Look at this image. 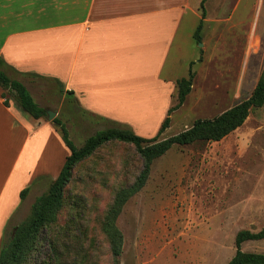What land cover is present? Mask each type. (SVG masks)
<instances>
[{
    "label": "rangeland",
    "instance_id": "1",
    "mask_svg": "<svg viewBox=\"0 0 264 264\" xmlns=\"http://www.w3.org/2000/svg\"><path fill=\"white\" fill-rule=\"evenodd\" d=\"M200 2L187 15L181 48L179 75L188 78L191 67L192 89L172 112L160 140L249 98L264 70V0H209L198 43L194 33L202 22ZM24 82L40 106L58 110L56 118L78 148L98 131L118 127L84 111L52 79L26 77ZM174 101L173 107L178 91ZM142 169L135 146L118 141L78 163L48 232L55 243H40V251L21 264H50V254L51 264H112L105 218L119 191L131 186ZM52 183L45 179L30 188L6 224L5 242ZM116 225L123 235L120 264H227L236 254L240 231L264 229V106L253 109L243 126L219 142L176 145L155 159L145 186L123 206ZM242 250L264 254V240L245 242Z\"/></svg>",
    "mask_w": 264,
    "mask_h": 264
},
{
    "label": "crops",
    "instance_id": "2",
    "mask_svg": "<svg viewBox=\"0 0 264 264\" xmlns=\"http://www.w3.org/2000/svg\"><path fill=\"white\" fill-rule=\"evenodd\" d=\"M199 1L0 0L3 70L25 86L26 77L52 79L84 111L148 138L174 105L184 26ZM3 92L0 249L21 191L56 180L70 155L52 122L33 118L12 97L6 106Z\"/></svg>",
    "mask_w": 264,
    "mask_h": 264
},
{
    "label": "trees",
    "instance_id": "3",
    "mask_svg": "<svg viewBox=\"0 0 264 264\" xmlns=\"http://www.w3.org/2000/svg\"><path fill=\"white\" fill-rule=\"evenodd\" d=\"M201 3L202 22L199 24L194 38L201 43V30L203 20L206 18L205 3ZM3 61L0 60V87L3 89L5 105L9 106V99H15L17 105L35 119L46 117L45 108L41 107L33 98L28 88L20 81L12 79L4 70ZM33 77H42L32 75ZM194 80V73L190 67L188 78H181L177 82L178 86V104L172 107L165 118L160 130L156 136L145 138L137 135L128 126L118 124L117 128H108L98 131L95 135L90 136L85 144L78 148L70 138L67 126L60 119L55 118L52 123L60 132L66 147L70 150L62 171L50 187L47 194L38 197L32 206L30 216L19 226H17L8 242H5V229L3 234L2 246L0 249V264H21L23 258L34 252H38V245L46 242L53 245L56 240L48 238V232L52 229V224L56 221L59 212L63 206L64 190L69 184L75 166L81 161L91 156L97 149L103 145L118 141L135 146L137 152L143 160V169L136 181L129 187L123 188L117 194L114 204L107 217L103 230L108 236L113 263L120 264L119 258L123 248V235L116 225L123 206L131 197L137 194L146 184L150 167L153 161L165 155L172 147L179 145H190L198 141L202 142H219L225 137L236 131L248 119L251 111L255 108L264 106V70L260 79L252 92L251 96L229 110L225 111L218 117L210 120H197L194 125L187 131H184L169 139L160 140L162 134L170 127L171 114L179 109L186 101L191 92ZM7 92L10 96H7ZM68 92V95H72ZM30 192V187H26L20 194L21 201H24ZM264 240V229L254 233L249 230L240 231L235 239L236 254L227 264H264V254L244 252L242 245L248 241ZM53 254L47 257L50 264L53 260ZM59 256L60 255H56ZM56 264H63L58 261Z\"/></svg>",
    "mask_w": 264,
    "mask_h": 264
},
{
    "label": "water",
    "instance_id": "4",
    "mask_svg": "<svg viewBox=\"0 0 264 264\" xmlns=\"http://www.w3.org/2000/svg\"><path fill=\"white\" fill-rule=\"evenodd\" d=\"M46 114H47V120L52 122L56 118L58 114V110H53V111L46 110Z\"/></svg>",
    "mask_w": 264,
    "mask_h": 264
}]
</instances>
